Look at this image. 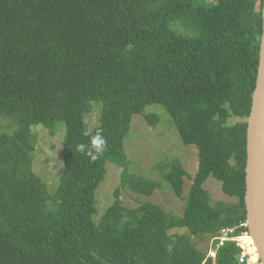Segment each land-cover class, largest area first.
Segmentation results:
<instances>
[{
  "label": "trees",
  "instance_id": "16d2710c",
  "mask_svg": "<svg viewBox=\"0 0 264 264\" xmlns=\"http://www.w3.org/2000/svg\"><path fill=\"white\" fill-rule=\"evenodd\" d=\"M263 20L264 0H0V118L16 125L0 136V264H211L201 246L248 221L247 132ZM151 105L197 150L182 216L121 199L123 189L151 198L161 188L132 172L125 151L134 116ZM39 125L66 130L53 195L32 168ZM97 132L107 146L93 161L86 152ZM108 163L121 169V183L97 222ZM186 174L178 160L163 174L178 197ZM211 177L230 202L213 201L204 187ZM241 251L228 242L217 264H261L240 263Z\"/></svg>",
  "mask_w": 264,
  "mask_h": 264
},
{
  "label": "rangeland",
  "instance_id": "374dc122",
  "mask_svg": "<svg viewBox=\"0 0 264 264\" xmlns=\"http://www.w3.org/2000/svg\"><path fill=\"white\" fill-rule=\"evenodd\" d=\"M152 114L159 117L158 125H151L145 120V116ZM98 117L99 112L87 116L86 121L90 130H93L97 125ZM241 122L244 120L236 117L230 119L231 124ZM15 130L16 125L12 120L0 118V136L4 133L14 134ZM65 132V128L62 126L58 127L54 133L42 125L33 127L35 150L31 155L32 168L45 183L48 195H53L60 184L64 166ZM125 151L132 172L159 182L161 188L151 198L141 197L123 189L121 199L124 205L132 209L137 208L141 202H150L161 206L168 213L182 216L186 206V197L198 172L199 159L194 146L183 144L170 115L162 106H148L142 114L134 116L131 130L125 139ZM174 160H178L184 173H187L184 177L183 197L176 196L171 184L163 179V174L169 171ZM121 173V169L113 163L107 164L106 177L96 191L97 214L95 221L98 222L105 211L114 203V191L120 186ZM204 187L210 192L214 202L231 201L222 194L221 183L214 178H209ZM177 232L183 233L184 230L173 231L171 234ZM212 240L209 244L204 243L201 246L202 251H209ZM251 240H253L252 236ZM243 243L247 248H252L251 244L245 240Z\"/></svg>",
  "mask_w": 264,
  "mask_h": 264
},
{
  "label": "water",
  "instance_id": "95a60500",
  "mask_svg": "<svg viewBox=\"0 0 264 264\" xmlns=\"http://www.w3.org/2000/svg\"><path fill=\"white\" fill-rule=\"evenodd\" d=\"M246 206L253 243L264 264V20L258 77L248 119Z\"/></svg>",
  "mask_w": 264,
  "mask_h": 264
},
{
  "label": "built area",
  "instance_id": "2783aa9c",
  "mask_svg": "<svg viewBox=\"0 0 264 264\" xmlns=\"http://www.w3.org/2000/svg\"><path fill=\"white\" fill-rule=\"evenodd\" d=\"M251 236L248 221H245L237 226L223 227L219 231L218 235L213 238L211 247L207 253L206 261L211 264H217V255L220 248L225 247L228 242H242V251L239 256L240 263H244L245 261L250 263H257L256 261L259 262L260 256L253 241L251 240ZM243 240L250 243L252 248H247L243 243Z\"/></svg>",
  "mask_w": 264,
  "mask_h": 264
},
{
  "label": "clouds",
  "instance_id": "9594fccd",
  "mask_svg": "<svg viewBox=\"0 0 264 264\" xmlns=\"http://www.w3.org/2000/svg\"><path fill=\"white\" fill-rule=\"evenodd\" d=\"M85 135H88L86 132ZM107 146V141L104 136L97 132L94 136L90 138V146H87L86 155L89 156L93 161H95L100 154H102ZM86 146L84 144L77 145V150L80 152H85Z\"/></svg>",
  "mask_w": 264,
  "mask_h": 264
},
{
  "label": "bare ground",
  "instance_id": "6f19581e",
  "mask_svg": "<svg viewBox=\"0 0 264 264\" xmlns=\"http://www.w3.org/2000/svg\"><path fill=\"white\" fill-rule=\"evenodd\" d=\"M42 129V128H41ZM252 239H253V237H252ZM253 241H254V239H253Z\"/></svg>",
  "mask_w": 264,
  "mask_h": 264
}]
</instances>
